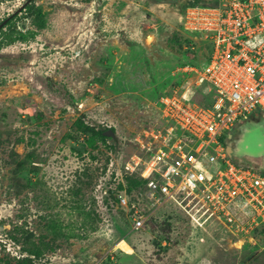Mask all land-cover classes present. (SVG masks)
Returning a JSON list of instances; mask_svg holds the SVG:
<instances>
[{
  "label": "rangeland",
  "instance_id": "1",
  "mask_svg": "<svg viewBox=\"0 0 264 264\" xmlns=\"http://www.w3.org/2000/svg\"><path fill=\"white\" fill-rule=\"evenodd\" d=\"M219 1L0 0V264H264L263 224L192 219L143 175L205 61L187 8Z\"/></svg>",
  "mask_w": 264,
  "mask_h": 264
},
{
  "label": "built area",
  "instance_id": "2",
  "mask_svg": "<svg viewBox=\"0 0 264 264\" xmlns=\"http://www.w3.org/2000/svg\"><path fill=\"white\" fill-rule=\"evenodd\" d=\"M184 24L204 35L205 61L184 69L195 80L183 92L161 98L175 137L143 173L148 195L192 219L206 215L225 223L235 213L264 225V165L237 162L227 146L238 126L264 114V0L191 5ZM135 222L142 228L144 217Z\"/></svg>",
  "mask_w": 264,
  "mask_h": 264
},
{
  "label": "flooded vegetation",
  "instance_id": "3",
  "mask_svg": "<svg viewBox=\"0 0 264 264\" xmlns=\"http://www.w3.org/2000/svg\"><path fill=\"white\" fill-rule=\"evenodd\" d=\"M247 126H256L259 127L260 129L264 130V114L261 113H256L253 115L250 120L248 121ZM247 126H243L247 127ZM241 126H238L230 135L227 141V146L228 148L230 147L233 151L232 153V158L236 160L237 162L245 163L247 162V158L239 152L240 144L245 141L249 142V136H248V131L246 132L243 131Z\"/></svg>",
  "mask_w": 264,
  "mask_h": 264
},
{
  "label": "water",
  "instance_id": "4",
  "mask_svg": "<svg viewBox=\"0 0 264 264\" xmlns=\"http://www.w3.org/2000/svg\"><path fill=\"white\" fill-rule=\"evenodd\" d=\"M247 125H248V121L241 124L240 126L243 128V126H247ZM242 130L243 131L246 130V132L248 131L249 133L248 136H250L251 133L256 131V133L258 132V138H259L258 139L259 147L257 148V151H254V152L251 151L252 148L248 142L243 141L240 144L239 152H241V154L244 155L248 160L245 163L252 162V163L264 165V130L256 126H247V127H244ZM232 151L233 150L229 147L228 153L230 155H232L233 153Z\"/></svg>",
  "mask_w": 264,
  "mask_h": 264
},
{
  "label": "bare ground",
  "instance_id": "5",
  "mask_svg": "<svg viewBox=\"0 0 264 264\" xmlns=\"http://www.w3.org/2000/svg\"><path fill=\"white\" fill-rule=\"evenodd\" d=\"M252 137H254L256 139L257 138V135H254V136L253 135L252 136L250 135L249 136V138H248L249 139V142L248 143H249L250 146H253L252 144H253V142H255V141H252L253 140Z\"/></svg>",
  "mask_w": 264,
  "mask_h": 264
},
{
  "label": "trees",
  "instance_id": "6",
  "mask_svg": "<svg viewBox=\"0 0 264 264\" xmlns=\"http://www.w3.org/2000/svg\"><path fill=\"white\" fill-rule=\"evenodd\" d=\"M196 4H199V3H196ZM196 4H194V5H196ZM212 4H217V3H212ZM15 17H16V15H13V16L10 18V21L13 20ZM146 183H147V180H146Z\"/></svg>",
  "mask_w": 264,
  "mask_h": 264
}]
</instances>
